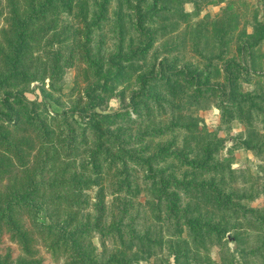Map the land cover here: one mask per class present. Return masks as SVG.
Returning a JSON list of instances; mask_svg holds the SVG:
<instances>
[{
    "label": "trees",
    "instance_id": "16d2710c",
    "mask_svg": "<svg viewBox=\"0 0 264 264\" xmlns=\"http://www.w3.org/2000/svg\"><path fill=\"white\" fill-rule=\"evenodd\" d=\"M240 3L242 12L235 14L228 3L226 11L234 13L229 19L217 17L212 28L200 20L195 32H187L198 56L193 62L176 53L186 38L180 44L163 40L176 31L161 24L168 2L125 0L113 11V0H0V181L9 179L0 188V264L148 259L155 240L124 223L141 195V174L151 217L172 229L167 244L175 263L168 264H218L211 252L229 231L237 238L247 228V235L264 231V207L250 205L264 191L240 189L232 161L221 157L224 139L190 112L214 97L224 124L264 122V87L243 90L255 75L264 76L257 68L264 56V0L255 7ZM171 12L188 14L176 7ZM243 18L251 31L240 26ZM108 24L118 26L120 45L104 62L92 57L91 35ZM129 31L138 33V42L125 45ZM76 36L83 38L79 46L95 79L80 111L52 112L23 90L9 89L16 79L44 85L48 76L52 87L58 85L63 66L72 65L63 48ZM207 40L216 53L201 47ZM114 96L126 103L125 111L96 109ZM133 114L152 126L139 127ZM236 146L254 147L248 139ZM105 183L122 211L108 224ZM97 234L101 241L112 234L120 244L103 255L93 242ZM246 253L264 264V238Z\"/></svg>",
    "mask_w": 264,
    "mask_h": 264
},
{
    "label": "rangeland",
    "instance_id": "374dc122",
    "mask_svg": "<svg viewBox=\"0 0 264 264\" xmlns=\"http://www.w3.org/2000/svg\"><path fill=\"white\" fill-rule=\"evenodd\" d=\"M125 0H113L112 10L117 11L120 8L121 3L123 4ZM135 1V0H134ZM167 3L170 7V11L176 7L179 12L181 9L185 13H188L186 17L181 15H174L170 11L163 12V18L161 24H167L168 28H176L175 32L166 34L163 38L164 41L169 42H179V44L185 39L186 46L179 49L176 53L185 54L187 60L193 62L198 61V56L195 51L192 50L194 39L190 38L187 32H195L197 29L196 23L200 20L209 27H213V20L217 17L223 18L224 15L229 14L228 19L233 12L226 11V6L228 3H234L235 14L239 11L242 12L241 0H190L187 2H182L181 0H160ZM253 4L255 7L256 0H246ZM115 8V10H114ZM225 13V14H224ZM67 20H71L69 16L66 17ZM249 19L243 18L240 21V26L246 25L249 31L252 30ZM168 28L166 31H168ZM102 31V30H101ZM96 31L91 35L93 53L92 57L99 59L103 58L106 62L107 59L118 52L119 40H118V26L108 24L104 32ZM83 38L81 36H76V40L73 43L67 44L63 48V56H72V65L63 66L62 75L57 80L58 85L52 87L50 85V77H46L44 80V85L42 81H28L22 79H16L12 81L10 90L11 91H24V95L31 100H39L41 104H45L46 107L56 113H63L66 111H71L72 109L79 110L83 108V105L87 103L88 98L86 95L87 89L94 85V80L91 76L92 70L90 69V64L87 62L86 58L83 56V49L81 48V42ZM132 41L138 42V33L136 31H129L126 34L125 45H128ZM162 40V38H161ZM192 41V42H191ZM159 43V42H158ZM103 45V46H101ZM101 46V50L99 47ZM207 47L211 53H216L217 48L215 45L210 46V41L207 40L206 43H201V47ZM231 52L235 53V43L231 46ZM207 50V49H205ZM264 50V47H263ZM162 58L159 59V61ZM258 69H261L259 73H264V56L260 61L258 60ZM263 75V74H262ZM255 75L251 83H244V91H253L256 88L264 87V76ZM135 77L125 84H121L119 89L130 86L134 83ZM8 88V87H7ZM132 90L135 85L129 87ZM44 89V91H43ZM3 90H0V99L2 97ZM127 102V101H126ZM81 103V105H80ZM126 103L121 102L118 96H114L106 100L103 106H98L96 109L99 112H113L117 110L125 111L127 106ZM221 107L217 103V99L214 97H209L205 100L204 104L199 107H193L190 112L200 119V123L206 126L208 131L215 132L219 137L224 139L225 147L221 151V157H227L232 161V168L234 169L237 181L240 185V189L252 191L255 195H261L264 191V122H254L252 125L245 124L243 122L234 120L231 124H224L221 119ZM139 122V127L146 128L152 126L150 120H146L143 115L136 117ZM78 117V116H76ZM154 120H158L155 116ZM119 124H121L119 122ZM136 124L134 125L136 129ZM138 130V129H136ZM241 139H248L251 141L253 148H245L236 146L235 142ZM158 143L165 142L166 140H155ZM152 143V142H151ZM145 179L141 174V195L137 198L138 203L129 210L128 214L124 218V223L131 222L135 230L141 236H148L155 242L152 244L151 257L148 259H141L137 264H168L175 263L174 256L172 255L170 249L168 248L167 241L171 238L172 229L170 228V223H160L153 219L149 213V208L146 203L148 195L145 190ZM9 184V179L4 178L0 181V188L6 189ZM105 188V201L107 202V214L106 222L107 224L112 221V219H118L116 214H120L117 207L118 200L116 199V194L113 192V188L108 186L106 183ZM94 195V191L91 192ZM253 207H264V196H258L250 202ZM119 211V212H118ZM126 236L130 234L125 228ZM247 231L240 234V238H237L236 231L231 230L227 233L224 238V245H216L212 249V257L218 264H262L258 257H252L251 253H246V251L259 245L263 241L264 231L252 230V235H247ZM93 242L97 245L99 251L103 255H108L113 249L120 244L112 234L107 235L103 241L99 238L97 234L93 238ZM143 242V241H142ZM135 249L137 245L141 244L140 240H135Z\"/></svg>",
    "mask_w": 264,
    "mask_h": 264
}]
</instances>
